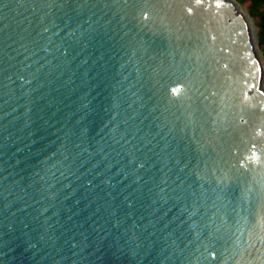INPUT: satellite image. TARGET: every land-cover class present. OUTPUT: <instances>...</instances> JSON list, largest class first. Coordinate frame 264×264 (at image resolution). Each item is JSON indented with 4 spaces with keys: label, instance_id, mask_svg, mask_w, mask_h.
Wrapping results in <instances>:
<instances>
[{
    "label": "water",
    "instance_id": "95a60500",
    "mask_svg": "<svg viewBox=\"0 0 264 264\" xmlns=\"http://www.w3.org/2000/svg\"><path fill=\"white\" fill-rule=\"evenodd\" d=\"M0 264H264L239 2L0 0Z\"/></svg>",
    "mask_w": 264,
    "mask_h": 264
},
{
    "label": "rangeland",
    "instance_id": "374dc122",
    "mask_svg": "<svg viewBox=\"0 0 264 264\" xmlns=\"http://www.w3.org/2000/svg\"><path fill=\"white\" fill-rule=\"evenodd\" d=\"M239 2L250 14L254 28L255 39L260 49V53L264 57V26L260 18V13L264 9L262 0H236Z\"/></svg>",
    "mask_w": 264,
    "mask_h": 264
},
{
    "label": "trees",
    "instance_id": "16d2710c",
    "mask_svg": "<svg viewBox=\"0 0 264 264\" xmlns=\"http://www.w3.org/2000/svg\"><path fill=\"white\" fill-rule=\"evenodd\" d=\"M262 3L264 4V0H262ZM260 18H261V21H262L263 26H264V9H263V11L260 13Z\"/></svg>",
    "mask_w": 264,
    "mask_h": 264
}]
</instances>
